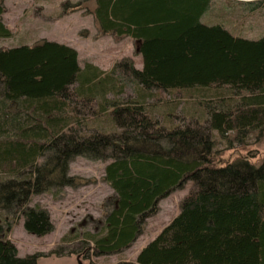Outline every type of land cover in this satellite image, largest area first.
Returning a JSON list of instances; mask_svg holds the SVG:
<instances>
[{
  "label": "trees",
  "instance_id": "obj_1",
  "mask_svg": "<svg viewBox=\"0 0 264 264\" xmlns=\"http://www.w3.org/2000/svg\"><path fill=\"white\" fill-rule=\"evenodd\" d=\"M215 1L83 0L71 6L92 15L103 34L133 39L142 69L132 60L110 72L81 67L76 49L48 40L0 47V210L10 215L0 217V264H38L43 254L20 258L8 235L22 218L32 235L53 232L49 213L30 204L54 188L78 186L80 179L69 175L78 156L108 163L104 180L114 191L101 235L85 234L92 244L87 253L102 257L131 248L159 203L192 181L179 214L137 263L264 264V161L240 157L220 165L211 135L232 145L234 133L244 145L252 134H264V37L206 24ZM227 1L264 12V0ZM4 2L0 39H9ZM122 68L128 77L118 75ZM122 80L140 88L135 100L122 98ZM193 90L210 98L206 120H170L168 128L151 116L152 92ZM110 125L120 133L101 127Z\"/></svg>",
  "mask_w": 264,
  "mask_h": 264
},
{
  "label": "rangeland",
  "instance_id": "obj_2",
  "mask_svg": "<svg viewBox=\"0 0 264 264\" xmlns=\"http://www.w3.org/2000/svg\"><path fill=\"white\" fill-rule=\"evenodd\" d=\"M81 1L83 0H5L3 21L11 29L13 36L0 39V47L31 46L48 40L76 49L81 67L94 64L103 71L110 72L124 60H132L138 69H142L143 59L137 53V43L128 37L116 39L105 35L99 30L92 15L83 9L71 10L73 4ZM255 7L252 4L216 0L204 16V22L210 25L224 24L236 36L260 39L264 37V12L254 10ZM119 74L128 77L124 68ZM122 83L126 85L122 98L135 100L140 88L137 89L133 82L122 80ZM152 94L154 96L148 102L151 116L163 126L170 128V120L172 123L185 125L208 117L205 107L211 101L200 90L155 91ZM171 114L174 116L171 117ZM201 122L204 123V120ZM101 127L109 134L120 133L112 125ZM212 134L217 143L215 151L218 154V164L225 165L240 157H249L255 164L264 161V134L260 138L257 134H252L244 145L234 140V133L229 137L232 145L217 133L211 132ZM107 164L83 156L75 157L70 162L69 175L80 179L78 186L54 188L51 192L33 198L30 207L46 210L54 230L42 237L32 235L25 230L22 218L8 235L18 248L20 258L41 253L43 256L38 264H79L80 261L83 264H138L137 256L140 251L179 214L181 202L190 193L193 182H186L159 203L158 212L146 220L142 234L131 248L119 254L96 257L92 252L84 251L92 246L85 242V234L101 235L100 229L103 227L100 222L112 208L110 198L114 196V191L104 180ZM0 217L5 220L10 215L0 210Z\"/></svg>",
  "mask_w": 264,
  "mask_h": 264
},
{
  "label": "water",
  "instance_id": "obj_3",
  "mask_svg": "<svg viewBox=\"0 0 264 264\" xmlns=\"http://www.w3.org/2000/svg\"><path fill=\"white\" fill-rule=\"evenodd\" d=\"M79 264H83V263L80 261Z\"/></svg>",
  "mask_w": 264,
  "mask_h": 264
}]
</instances>
